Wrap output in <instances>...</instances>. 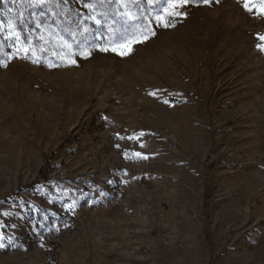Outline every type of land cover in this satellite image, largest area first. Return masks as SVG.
Segmentation results:
<instances>
[{
  "label": "rangeland",
  "instance_id": "rangeland-1",
  "mask_svg": "<svg viewBox=\"0 0 264 264\" xmlns=\"http://www.w3.org/2000/svg\"><path fill=\"white\" fill-rule=\"evenodd\" d=\"M173 2L0 0V264H264L262 5Z\"/></svg>",
  "mask_w": 264,
  "mask_h": 264
},
{
  "label": "trees",
  "instance_id": "trees-1",
  "mask_svg": "<svg viewBox=\"0 0 264 264\" xmlns=\"http://www.w3.org/2000/svg\"><path fill=\"white\" fill-rule=\"evenodd\" d=\"M110 3H112L111 7L113 9L111 11L105 10V12L109 14V18H110V20L112 22V18L117 19V17L121 14V8L117 4L118 3V0H110ZM144 6L145 5L143 3H138L137 5H134V7H133L139 13L140 20L143 19V18H145V16H148L147 14L146 15L144 14V13L147 12V10H146V8ZM83 24L85 26L89 25L85 21H84ZM93 26H94V24H93ZM85 34H86V32H85Z\"/></svg>",
  "mask_w": 264,
  "mask_h": 264
},
{
  "label": "snow or ice",
  "instance_id": "snow-or-ice-1",
  "mask_svg": "<svg viewBox=\"0 0 264 264\" xmlns=\"http://www.w3.org/2000/svg\"><path fill=\"white\" fill-rule=\"evenodd\" d=\"M190 0H179V5H177V3L173 2L171 7L173 9H175V7L177 6H183L184 4L186 3H189ZM205 2H207V0H205ZM250 3H251V0H245V8L248 10V11H253V8L250 6ZM260 4L262 5V7L259 9V12L261 14H264V0H260ZM176 15H179V13H175ZM167 26V24L165 25ZM258 39L261 40V41H264V36H258ZM257 48L264 52V43H260L257 45ZM121 54H126V53H121ZM0 247H3L2 244H0Z\"/></svg>",
  "mask_w": 264,
  "mask_h": 264
}]
</instances>
